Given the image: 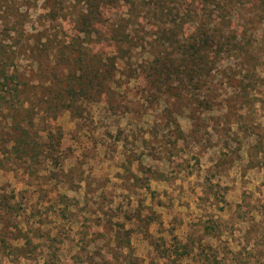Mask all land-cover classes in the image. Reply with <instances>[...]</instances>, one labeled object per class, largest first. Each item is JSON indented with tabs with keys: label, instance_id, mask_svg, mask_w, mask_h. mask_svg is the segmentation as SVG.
Listing matches in <instances>:
<instances>
[{
	"label": "rangeland",
	"instance_id": "1",
	"mask_svg": "<svg viewBox=\"0 0 264 264\" xmlns=\"http://www.w3.org/2000/svg\"><path fill=\"white\" fill-rule=\"evenodd\" d=\"M35 6L19 7L26 33L41 28L45 0ZM123 10L133 35L153 32L143 10ZM211 10L238 42L205 79L214 109L154 93L138 42L108 102L84 101L76 119L63 110L55 121L35 108L32 157L0 138V264H264V0H215ZM34 69L45 101V69ZM57 128L55 161L44 143Z\"/></svg>",
	"mask_w": 264,
	"mask_h": 264
},
{
	"label": "trees",
	"instance_id": "2",
	"mask_svg": "<svg viewBox=\"0 0 264 264\" xmlns=\"http://www.w3.org/2000/svg\"><path fill=\"white\" fill-rule=\"evenodd\" d=\"M16 1L0 0V23L4 21L0 26V112L7 113L0 117V124L6 125L0 129V138L7 135L6 149L30 157L39 151L41 145L33 142L27 125L34 124L38 109L46 110L53 121L63 110L76 119L84 101L108 102L119 63L131 58L138 42L148 51L139 73L154 93L193 97L203 112L218 105L213 97H206L210 85L205 79L222 55L236 51L238 42L236 35L227 33L225 15L211 10L215 0H45V13L38 17L41 28L31 33H26L29 14L19 7L33 3L36 8L38 0ZM216 3L222 9L228 7L227 1ZM124 8L130 15L143 10L153 20V32L139 35L141 29L136 28L133 35L130 19L117 16ZM113 13L117 18L111 17ZM44 22L58 28L53 26L50 32ZM63 22L66 25L60 26ZM20 56L30 63L28 67L20 65ZM35 65L45 69L40 78L45 101L33 93L36 78L30 74ZM61 134L59 128L47 134V158L59 160Z\"/></svg>",
	"mask_w": 264,
	"mask_h": 264
}]
</instances>
